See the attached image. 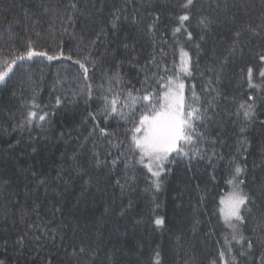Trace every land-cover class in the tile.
<instances>
[{
	"label": "trees",
	"instance_id": "obj_1",
	"mask_svg": "<svg viewBox=\"0 0 264 264\" xmlns=\"http://www.w3.org/2000/svg\"><path fill=\"white\" fill-rule=\"evenodd\" d=\"M186 2L0 0V61L25 53L29 42L38 52L64 53L17 60L0 82L7 264H264V0H193L182 8ZM185 14L187 31L174 33ZM180 48L190 57L185 103L204 113L203 138L189 146L192 159L166 164L157 189L130 129L145 113L142 97L158 98L173 75ZM76 60L88 67L87 79ZM241 104H254L253 119H244ZM30 111L47 119L28 124ZM233 157L252 197L235 235L219 212Z\"/></svg>",
	"mask_w": 264,
	"mask_h": 264
},
{
	"label": "snow or ice",
	"instance_id": "obj_2",
	"mask_svg": "<svg viewBox=\"0 0 264 264\" xmlns=\"http://www.w3.org/2000/svg\"><path fill=\"white\" fill-rule=\"evenodd\" d=\"M192 3L193 0H187L181 7L188 8ZM72 7L75 8L76 6L73 4ZM178 20L179 26L173 30L174 33H179L182 29L187 31L183 26L184 22L189 20V16L186 14L181 15L178 17ZM200 23L204 24V19H201ZM115 26V23H113L114 28ZM188 36L191 39L192 34L189 32ZM179 54L180 63L174 66L172 70L173 75L168 76L167 81L161 84L163 91L160 96L154 98L149 93L142 97L143 101L148 102L144 106L145 113L140 115L138 124L133 122V127L130 129L131 144L133 149L138 150L140 154L138 163L147 168L151 176L156 178L153 184L157 189L161 187V174L169 170L166 168V164L174 163L176 158L187 157L192 159L196 153L189 146L195 142L196 137L203 138V133L198 131L197 122L203 121L204 113L199 108L186 105L184 96L185 85L181 79V74L191 75L190 57L188 52L183 48H180ZM34 56L46 57L49 61H52L64 56V53L61 51L56 55H49L46 51L38 52L33 49L31 42H29L25 53L19 56L13 55L11 62L7 59L0 61L3 64V68L0 70V82L5 80L8 72L11 71L17 60H24L25 58L31 59ZM64 58L71 59L72 57L66 56ZM260 59L264 61V55H261ZM83 60H90V56L85 55ZM75 63L79 64L80 69L84 72L85 79H87L89 69L86 64L81 60H76ZM252 72V68H249L248 76L250 87L252 86ZM260 75L264 77V71ZM115 78H119L118 72L115 74ZM160 79L163 81V77H160ZM129 96H131V93H129ZM193 96L195 97V93H193ZM249 99H252V97H249ZM59 103L60 101L57 100V104ZM116 104V99H113L111 102V111L113 113L116 112ZM34 107L37 106L34 105ZM240 108L243 109V117L246 121L253 119L254 104H248L247 106L241 104ZM37 118L39 121H45L47 119V113L38 115L37 112L30 111L26 118V123L31 124ZM100 131L102 134L105 133V129L103 128ZM243 131L244 129L241 128V132ZM140 133L143 134L138 135ZM240 143L243 144L246 141H240ZM241 150L240 147L237 148L238 152ZM230 164L234 166L233 177L227 183L233 186V191L226 197H221L220 213L224 216L225 221L231 224L233 219L240 222L243 221L244 218L241 214L242 206H245L252 197L241 188L244 181H237V177L245 171V168L234 157L230 160ZM155 224L157 226L163 225V218H156ZM232 226L235 227L234 225ZM221 256H223V253H221ZM0 264H7L6 259H0Z\"/></svg>",
	"mask_w": 264,
	"mask_h": 264
},
{
	"label": "rangeland",
	"instance_id": "obj_3",
	"mask_svg": "<svg viewBox=\"0 0 264 264\" xmlns=\"http://www.w3.org/2000/svg\"><path fill=\"white\" fill-rule=\"evenodd\" d=\"M186 51V50H185ZM187 52V51H186ZM180 49H179V52H178V64L177 65H179V63H180ZM264 62V61H263ZM182 76H183V74H181V79H182ZM183 80V79H182ZM184 82V81H183ZM143 133H140V134H138V135H142ZM150 175H151V173H150ZM152 177V176H151ZM156 178L155 177H152V181H154ZM233 191V186L231 185V187H230V190L229 191H227L225 194H223V195H221L220 196V198H219V212H220V208H221V205H220V199H221V197H226L230 192H232ZM220 216H221V219H222V221L227 225V227L234 233V235H235V232H234V230H235V228H236V224H235V221L236 220H232L231 221V224L230 223H228V222H226L225 221V218H224V216L223 215H221V213H220ZM232 225H234L235 227H233ZM235 240H236V237H235Z\"/></svg>",
	"mask_w": 264,
	"mask_h": 264
}]
</instances>
